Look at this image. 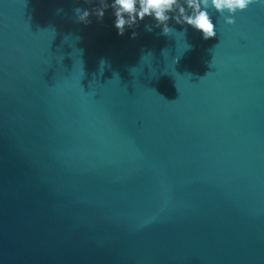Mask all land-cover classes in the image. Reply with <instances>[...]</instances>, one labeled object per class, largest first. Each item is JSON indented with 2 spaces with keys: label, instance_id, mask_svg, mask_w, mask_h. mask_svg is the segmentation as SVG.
<instances>
[{
  "label": "water",
  "instance_id": "water-1",
  "mask_svg": "<svg viewBox=\"0 0 264 264\" xmlns=\"http://www.w3.org/2000/svg\"><path fill=\"white\" fill-rule=\"evenodd\" d=\"M0 264H264V0H0Z\"/></svg>",
  "mask_w": 264,
  "mask_h": 264
}]
</instances>
